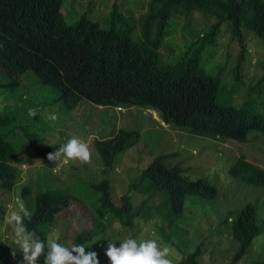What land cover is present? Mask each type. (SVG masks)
Segmentation results:
<instances>
[{"label":"trees","instance_id":"1","mask_svg":"<svg viewBox=\"0 0 264 264\" xmlns=\"http://www.w3.org/2000/svg\"><path fill=\"white\" fill-rule=\"evenodd\" d=\"M123 1L111 0L109 26L102 27L84 12L74 22L66 21L64 0H0V87L12 88L23 73L31 70L41 84L59 87L70 108L84 99L97 106V117L104 120L108 119V111H104L108 107L136 105L156 111L166 124L186 127L197 135L243 142L250 130L264 132V118L247 117L241 108L216 102L220 78L200 66L202 53L215 44L222 30L239 47L237 70L247 52L246 34L260 38L264 46V0H133V6L143 9L136 18L127 14L130 8L123 9ZM195 12L210 18L207 30L181 56H172L169 51L170 58L165 60L161 47L171 40L170 29L176 22L181 26L193 22ZM259 65L264 71V59ZM14 119L0 115V129ZM138 134L119 128L110 137L93 139L103 170L113 165L119 152L137 143ZM54 147L38 146L34 154L53 167L47 153ZM171 154L156 156L141 170L139 179L129 183V191H136L139 197L137 202L129 192L120 197L119 203L114 202L106 179L90 183L99 194L91 209L92 225L78 232L74 242L88 247L97 235H107L104 228L113 220L133 234L137 218H152L163 240L179 249L166 230L177 227L186 195L214 198L216 188L200 178L188 179L179 165L166 162ZM17 155L14 145L0 132L3 191H11L16 183L18 170L13 161ZM239 161L242 167L233 166L231 174L251 185L264 184L262 167ZM24 190L27 194L28 189ZM164 192L167 197L161 199ZM69 200V196L56 191L35 192L32 218L25 223L46 245L56 214L69 205ZM254 207L246 205L225 224L237 241L229 264L246 254L260 232L262 220ZM200 254V247H196L176 264H198ZM0 264H17L16 259L6 257L1 240Z\"/></svg>","mask_w":264,"mask_h":264},{"label":"rangeland","instance_id":"2","mask_svg":"<svg viewBox=\"0 0 264 264\" xmlns=\"http://www.w3.org/2000/svg\"><path fill=\"white\" fill-rule=\"evenodd\" d=\"M132 1L124 0L123 9L126 11L130 8L127 14L136 18L143 9L133 6ZM110 3L111 0H64L66 21L74 22L84 12L97 19L102 27H108ZM210 22V18L199 12L193 14V22L188 25L181 26L180 22H176L177 25L170 29L171 40L165 41L161 47L165 60L170 58L169 51L172 56H181L187 46L207 30ZM244 42L247 52L238 70L236 54L239 47L230 42L223 30L215 44L202 53L200 66L206 73L220 78L216 94L218 104L241 108L247 117L264 118V71L259 65L264 59V46L261 39L252 34H246ZM19 78L21 81L12 88L0 87V115L16 117L9 125L2 126L0 132L18 151L14 164L19 173L11 191L0 189V240L7 258H12L10 252L17 245L13 242L11 227L5 224V217L15 207L17 198L22 199L32 212L34 194L38 190L56 191L69 196V205L56 214L55 222L49 228L48 239H57L59 243L71 246L75 243L76 234L92 225L91 209L99 194L91 184L106 179L110 183L114 202L119 203L120 197L128 192L131 199L137 202L139 197L136 191H129V183L137 181L141 170L156 156L174 153L165 159L167 163L179 165L188 179L200 178L216 188L214 198L186 195L178 228L173 226L166 230L179 249L163 240L152 218H137L131 230L133 234L116 220L108 222L104 228L107 235H97L85 247V251H95L99 264H110L105 254L108 241L112 240L119 246L120 240L134 235L138 240L156 239L162 247H169V258L173 264L196 247L201 249L198 264H229L237 241L225 224L250 204L255 206L256 216L262 220L260 232L253 238L246 254L234 264L264 262V184L251 185L230 172L233 166L242 167L239 157L264 169L263 131L250 130L243 142L197 135L186 127L164 125L152 116L151 111L136 105L120 110L108 107L104 110L108 111V119L104 120L97 117V106L84 99L70 108L61 96L59 87L41 84L30 70ZM29 109L35 110L36 115L30 116ZM52 114L58 118L52 120ZM101 116L105 117L106 114ZM119 128L137 131L139 139L131 149L119 152L113 165L103 170L104 165L93 139L110 137ZM73 135L89 144L92 152L90 164L72 161L66 166L54 164L49 167L34 154L35 147L61 145ZM57 148L55 146L53 151ZM24 187L29 188L27 194L23 191ZM165 197V192L160 194L161 199ZM15 259L19 261L22 257L18 253ZM39 264H43L42 258Z\"/></svg>","mask_w":264,"mask_h":264},{"label":"clouds","instance_id":"3","mask_svg":"<svg viewBox=\"0 0 264 264\" xmlns=\"http://www.w3.org/2000/svg\"><path fill=\"white\" fill-rule=\"evenodd\" d=\"M114 108L120 110L123 107L117 106ZM146 110L151 111L154 118H157L166 125L156 111L152 109ZM29 115L35 116V110L29 109ZM57 118L56 114H52V120H56ZM53 145L59 146L60 144ZM239 158L246 161L245 158ZM47 160L50 163L65 166L69 165L72 161H79L81 164H90L92 152L89 144L85 140L73 135L56 150L48 152ZM14 162L13 165L16 167ZM16 168L18 170V167ZM18 177L19 173L16 183ZM25 188L29 192V188L24 187V193ZM31 218L32 212L20 198H17L15 207L5 217V224L11 227L13 242L17 245L16 248L12 249L10 255L13 259L16 258L18 253L22 257L21 260L17 261V264H39L41 257H43V264H99L98 254L95 251L86 252V246L83 244L73 243L71 246H65L59 243L57 239L49 238L46 245L45 241L40 238L35 230L28 229L25 221L31 220ZM105 254L110 264H173V261L169 258L171 249L167 246L162 247L156 239L138 240L132 236H128L119 241V246L114 241L109 240Z\"/></svg>","mask_w":264,"mask_h":264}]
</instances>
